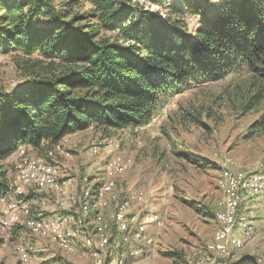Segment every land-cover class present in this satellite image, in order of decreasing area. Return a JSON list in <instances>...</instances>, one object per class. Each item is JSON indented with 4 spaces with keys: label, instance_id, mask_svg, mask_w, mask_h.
<instances>
[{
    "label": "trees",
    "instance_id": "16d2710c",
    "mask_svg": "<svg viewBox=\"0 0 264 264\" xmlns=\"http://www.w3.org/2000/svg\"><path fill=\"white\" fill-rule=\"evenodd\" d=\"M80 1L89 4L82 13L53 0H0V53H17L24 75L0 88V199L9 191L5 160L19 148L41 152L91 126L148 124L169 96L235 70L263 77L264 0H220L214 11L160 0L172 1L164 15L136 0ZM186 14L201 27L189 31Z\"/></svg>",
    "mask_w": 264,
    "mask_h": 264
},
{
    "label": "rangeland",
    "instance_id": "374dc122",
    "mask_svg": "<svg viewBox=\"0 0 264 264\" xmlns=\"http://www.w3.org/2000/svg\"><path fill=\"white\" fill-rule=\"evenodd\" d=\"M69 1L53 0V4L69 8L73 13H82L89 8L87 2ZM193 1L214 11L220 0H190V3ZM135 2L143 10L161 15L168 13L172 3L160 4V0ZM185 18L189 31L201 27L199 16L186 14ZM16 56L15 52L0 53L2 89L8 90L23 81ZM262 74L260 77L251 71L235 70L219 80L191 84L181 93L169 96L148 124L107 131L91 126L58 142L52 156L64 192H41L44 195L38 192L40 197L48 199L38 203L30 201L34 214L41 212L47 216L46 209L53 200L61 202L64 208L56 209L58 215L55 216L68 227L65 217L77 219L83 213L78 205L80 189H91L95 183L97 189L107 176L106 162L111 156L117 157L127 161L126 170L114 177L115 189L122 193L120 197L127 191L139 194L141 199L133 201L131 208L137 209L141 218L153 211L161 219L160 226L144 222L148 236L154 240V253L144 258L141 250L146 251L147 245H139V252V247L132 244L126 249V264L133 261L142 264L199 263L200 252L219 228L215 216L223 208V195L217 185L222 170L230 169L243 177L264 167V71ZM259 120L262 124L248 136L250 127ZM108 143L114 148L112 154L106 152ZM11 159L9 180L13 176L12 155ZM4 167L7 171L6 164ZM66 189H73L74 193L69 191L65 195ZM97 199H88V220L94 219L97 210L105 218L112 212L110 206L99 209L100 198ZM239 208L243 216L251 211V216H245L252 222L251 238L240 248L229 245L228 253L218 260L234 264L243 257H250L264 264V195L257 193L245 198ZM68 211L73 214H63ZM241 231L242 227L238 225L233 234L241 236ZM0 239V264H19L15 252L19 243L25 246L33 264L93 262L91 256L83 255L88 253V246L82 237L75 239L74 248L68 252L49 239L30 233L21 224L14 226L10 237L5 238L0 233Z\"/></svg>",
    "mask_w": 264,
    "mask_h": 264
},
{
    "label": "bare ground",
    "instance_id": "6f19581e",
    "mask_svg": "<svg viewBox=\"0 0 264 264\" xmlns=\"http://www.w3.org/2000/svg\"><path fill=\"white\" fill-rule=\"evenodd\" d=\"M54 147L44 148L41 154L31 155L24 148H19L14 153L13 176L10 178L8 191V193L12 192L14 197L7 200L4 211L0 212L1 236L10 237L12 228L21 224L30 233L49 239L56 243L61 250L67 252L74 248L75 239L82 237L88 246L86 250L88 253L84 252L83 255L91 256L92 264H126V249L132 247V244L135 245L133 246L135 248L139 245H147L146 251L141 250L144 258L153 254L155 251L154 240L152 236H148L147 226L144 222L160 226L161 219L153 211H149L144 218H141L139 211L133 210L134 207L131 208L133 201L141 199L139 194L127 191L124 196L120 197L122 193L119 194L118 189H115L114 177L126 170L127 161L125 163L117 157L111 156L106 162L107 176L100 181L98 188L93 190V194H91L92 189H80L78 205L83 213L78 215L77 219H74L75 216H73L74 226L69 227L68 224L66 227L59 216L58 218L33 213L31 204L25 199V189L64 191L59 183V170L52 156L56 151ZM112 151L114 148L108 143L106 152L112 154ZM217 185L223 195V208L215 216L219 228L215 231L212 241H209L204 249L202 248L200 261L197 264H224L218 258L228 253L229 245L240 248L251 238L252 222L249 221V217H245L251 216V211H247L249 215L243 216L240 214L241 212L239 213V207L245 198H250L253 194L264 195V167L258 172L249 173L243 177H238L230 169L222 170ZM91 198H100L99 205L97 204L99 209L109 206L111 209L113 208L111 214L105 218L97 210L98 214L94 219L88 220L90 206L88 199ZM89 224L92 226L89 227ZM238 225L242 227L241 236L233 234ZM113 228L115 235L112 232ZM140 247L137 248L139 252ZM15 252L19 264H33L31 256L23 244H17ZM131 254L133 256L134 252L131 251ZM137 256L135 255V257ZM183 262L179 264H184ZM130 264L142 263L133 261Z\"/></svg>",
    "mask_w": 264,
    "mask_h": 264
},
{
    "label": "crops",
    "instance_id": "0c3cea01",
    "mask_svg": "<svg viewBox=\"0 0 264 264\" xmlns=\"http://www.w3.org/2000/svg\"><path fill=\"white\" fill-rule=\"evenodd\" d=\"M78 133V132H77ZM76 133H74V134H69V135H66V136H64L60 141H62V140H64V139H66V138H70V136L71 135H75ZM59 141V142H60ZM30 152L31 153H33V154H35V153H38V151H34L33 149H30ZM12 158L14 159V156H12ZM12 159H11V156L10 157H8L6 160H5V164H6V169H7V176H10V174H11V169H12ZM63 180V179H62ZM63 181H65V180H63ZM63 185H64V183H62ZM71 187L73 186L72 184H69ZM73 189H71V191H70V189H66V191H65V195L69 192V193H74L73 191H72ZM77 191H78V189H77ZM38 192H44V193H56V194H58L56 191H50V192H45V191H34V190H32V189H25V199H30V200H28L29 201V203H30V201H34L35 203H38L39 201H41V202H43L44 200H47L48 199V197H40V193H38ZM58 192H60V191H58ZM64 192V191H63ZM63 192H61V193H63ZM37 193V194H36ZM54 193V194H55ZM43 193H41V195H42ZM44 195V194H43ZM14 197V195L12 194V192H9V193H7V195L6 196H4L3 198H1L0 199V211H4V208H5V206H4V202H5V200L8 198V197H10L9 199H11V198H13ZM9 199H7V200H9ZM43 200V201H42ZM7 202V201H6ZM6 204V203H5ZM62 208H64L63 206H62V203L61 202H57V201H55V200H53V203H51V205H50V207H48L47 209H46V214H47V216H54V217H56L55 215H58L57 213H56V209H62ZM54 211H55V213H54ZM34 213V212H33ZM38 214H40V215H42V213L41 212H39ZM45 215V214H44ZM70 217H72V218H70ZM69 218L70 219H68L67 220V218L65 217V219H66V221L68 222L67 224H69L70 225V227H72V226H74V219H73V216H70ZM72 219V220H71ZM71 223V224H70ZM144 263V262H143Z\"/></svg>",
    "mask_w": 264,
    "mask_h": 264
},
{
    "label": "built area",
    "instance_id": "2783aa9c",
    "mask_svg": "<svg viewBox=\"0 0 264 264\" xmlns=\"http://www.w3.org/2000/svg\"><path fill=\"white\" fill-rule=\"evenodd\" d=\"M32 228V227H31ZM217 245H219V243H217ZM100 251H103V250H100ZM124 252V251H123Z\"/></svg>",
    "mask_w": 264,
    "mask_h": 264
}]
</instances>
